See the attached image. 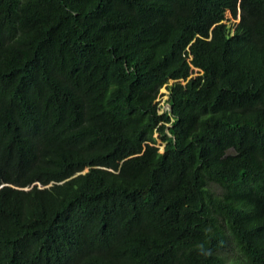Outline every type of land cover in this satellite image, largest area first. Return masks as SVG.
Listing matches in <instances>:
<instances>
[{"label":"trees","instance_id":"trees-1","mask_svg":"<svg viewBox=\"0 0 264 264\" xmlns=\"http://www.w3.org/2000/svg\"><path fill=\"white\" fill-rule=\"evenodd\" d=\"M228 244L264 264V0H0V264Z\"/></svg>","mask_w":264,"mask_h":264},{"label":"rangeland","instance_id":"rangeland-1","mask_svg":"<svg viewBox=\"0 0 264 264\" xmlns=\"http://www.w3.org/2000/svg\"><path fill=\"white\" fill-rule=\"evenodd\" d=\"M225 15L227 16V17H229L230 18V13L228 12V11H226V13H225ZM232 20H238V18H235V19H233L232 18ZM159 91H163V92H161V93H163V96L162 97H164V94L166 93L165 92V87L164 88H160V90ZM159 100L161 99V98H158ZM157 100V99H156ZM165 102L163 101L162 102V105L164 104ZM158 146H159V150H163L162 149V147H163V144H160V142H158V144H157ZM224 251L225 252H227V253H229V254H231L232 256H235V257H237L243 264H246V262H245V260H244V258L241 256V255H239L238 254V252L236 251V249L234 248V246L233 245H226L225 247H224Z\"/></svg>","mask_w":264,"mask_h":264},{"label":"built area","instance_id":"built-area-1","mask_svg":"<svg viewBox=\"0 0 264 264\" xmlns=\"http://www.w3.org/2000/svg\"><path fill=\"white\" fill-rule=\"evenodd\" d=\"M165 87V94H164V97H162L163 96V93H161V92H163V91H159V94H158V97L156 98L157 99V101H158V103L161 105V107H160V111H162V110H166V109H169L170 108V105H169V103L168 102H166V99H167V97H168V90L166 89V86H165V84L162 86V88H164ZM158 98H161L160 100L158 99ZM165 102L163 105H162V102ZM162 149H163V147H162ZM160 151H162V150H160Z\"/></svg>","mask_w":264,"mask_h":264},{"label":"water","instance_id":"water-1","mask_svg":"<svg viewBox=\"0 0 264 264\" xmlns=\"http://www.w3.org/2000/svg\"><path fill=\"white\" fill-rule=\"evenodd\" d=\"M50 183H51V182H50ZM50 183H49V184H50Z\"/></svg>","mask_w":264,"mask_h":264}]
</instances>
